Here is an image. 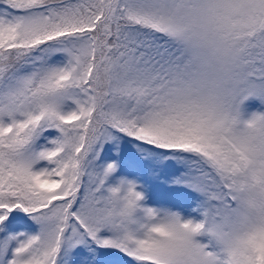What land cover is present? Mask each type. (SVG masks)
I'll list each match as a JSON object with an SVG mask.
<instances>
[{
  "label": "snow or ice",
  "instance_id": "obj_1",
  "mask_svg": "<svg viewBox=\"0 0 264 264\" xmlns=\"http://www.w3.org/2000/svg\"><path fill=\"white\" fill-rule=\"evenodd\" d=\"M250 97L264 101V0H0V264H78L82 245L116 249L107 264H261L239 241L249 221L264 232L249 175L264 114L238 122ZM120 137L185 163L204 220L141 222L143 193L98 163Z\"/></svg>",
  "mask_w": 264,
  "mask_h": 264
},
{
  "label": "rangeland",
  "instance_id": "obj_2",
  "mask_svg": "<svg viewBox=\"0 0 264 264\" xmlns=\"http://www.w3.org/2000/svg\"><path fill=\"white\" fill-rule=\"evenodd\" d=\"M240 111L241 119L244 121L250 119L253 114H264V101L256 97H250L243 102ZM164 153L166 154L163 161L165 180L157 178L152 171V158L157 157L159 151L142 149L138 145L130 143L125 137L106 143L98 163L104 166L112 163L117 165L116 171L106 181L108 186H118L123 180L134 183L137 186L136 190L143 193L144 199L140 201L141 209L136 213L141 222H147L146 213L143 211L147 208L159 210L161 215L165 212L177 213L180 215L182 222L189 219L193 222L203 221L204 216L201 205L205 200L204 196V200H202L200 198L201 193L185 195L183 190L178 189L179 159L173 157L171 153ZM191 195L192 197H190ZM33 230H35V227ZM194 239L201 243H208L210 237L203 234L195 236ZM88 250V247L82 245L76 251L75 258L78 264L89 260ZM113 250L116 249L101 250L98 253V262L95 260V264H107L108 257L117 251Z\"/></svg>",
  "mask_w": 264,
  "mask_h": 264
},
{
  "label": "clouds",
  "instance_id": "obj_3",
  "mask_svg": "<svg viewBox=\"0 0 264 264\" xmlns=\"http://www.w3.org/2000/svg\"><path fill=\"white\" fill-rule=\"evenodd\" d=\"M250 120L251 118L246 121H250ZM238 122H244V120L241 119V116L238 117ZM257 124L258 122H253L250 125L249 129L241 130V133H238V135L242 136L244 131H251L256 129ZM249 163H250L249 175L251 176V178L255 182H257V184L259 182H264V168L261 167V164L264 163V156H262L261 154H254L253 156L250 157ZM116 198L120 200L122 204H126V202L122 201L121 197L117 196ZM156 223L165 231L170 232L172 230V226L168 223L166 219H162L161 221H157ZM182 223L195 224L199 222H193V220L189 219L188 221ZM159 238L160 237H157L150 230L145 233L146 244H149L152 241H155ZM239 241L241 247L247 249L246 258L258 256L261 260V264H264V232H262L259 225H256L255 223L249 221V226L244 232L240 234ZM226 251H228L227 247H226ZM227 258H231V254Z\"/></svg>",
  "mask_w": 264,
  "mask_h": 264
},
{
  "label": "trees",
  "instance_id": "obj_4",
  "mask_svg": "<svg viewBox=\"0 0 264 264\" xmlns=\"http://www.w3.org/2000/svg\"><path fill=\"white\" fill-rule=\"evenodd\" d=\"M135 145H138L139 147H140V145H139V142H136V141H134L133 142ZM159 151V155H161V156H157V157H155V158H152V166H153V168H152V171H153V173H154V175L157 177V178H159V179H161V180H165L166 178H165V175H164V173H165V168H164V165H163V161H164V159H165V157H166V154L163 152V150H158ZM178 165L180 166V173H179V178H181L182 176H183V174L185 173V172H187V166L185 165V163H183L182 161H180L179 160V163H178ZM164 170V171H163ZM177 185H178V187L179 188H181L182 190H183V192H184V194L186 195L189 191H193V192H196V193H198L197 191H195V190H193L192 188H189L186 184H184V183H177ZM203 195L201 194V197H202ZM205 198V197H204Z\"/></svg>",
  "mask_w": 264,
  "mask_h": 264
}]
</instances>
